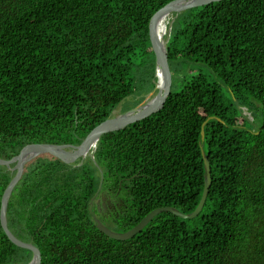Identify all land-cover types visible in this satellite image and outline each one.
Instances as JSON below:
<instances>
[{
	"label": "trees",
	"instance_id": "16d2710c",
	"mask_svg": "<svg viewBox=\"0 0 264 264\" xmlns=\"http://www.w3.org/2000/svg\"><path fill=\"white\" fill-rule=\"evenodd\" d=\"M172 1L0 0V159L30 144L80 145L124 102L123 112L143 103L157 81L150 21ZM167 50L171 72L190 60L206 66L232 103L203 74L179 91L172 75L163 109L102 136L94 159L45 154L27 164L7 219L41 264H264V0L179 14ZM202 151L212 182L198 217L162 212L126 241L98 230L94 217L123 233L158 208L193 213ZM14 175L0 166V209ZM101 192L123 203L99 212ZM32 258L0 222V264Z\"/></svg>",
	"mask_w": 264,
	"mask_h": 264
},
{
	"label": "water",
	"instance_id": "95a60500",
	"mask_svg": "<svg viewBox=\"0 0 264 264\" xmlns=\"http://www.w3.org/2000/svg\"><path fill=\"white\" fill-rule=\"evenodd\" d=\"M222 1L224 0H175L167 4L154 14L150 21V40L156 57L157 81L155 89L146 97L143 103L125 113L108 118L107 120L99 124L97 127H95L80 145L30 144L24 147V149L18 155L14 156L10 160L0 159V166L7 167L10 171L15 172L13 179L11 180L2 195L0 209L1 226L9 240L14 245L32 252L33 258L28 264H41V252L36 246H34L33 242H25L17 238L9 229L7 219V211L10 198L13 194L14 189L23 177L26 165L37 157L45 154L52 155L53 157L61 160L66 164H75L80 161L81 165L88 157L94 159V154L97 150L98 143L102 136L108 133L124 130L128 126L140 122L162 110L166 103V100L171 94L173 83V76L169 64L167 44L171 37V30L174 20L179 14L187 10ZM168 16H172V21L170 26H165L163 30V34L167 35V39L161 42L159 38L160 36L158 34L157 24L160 19ZM160 82H162V87L158 89ZM155 93L157 94L155 95ZM211 119L213 118L208 119L202 126V139H204L205 135L204 127ZM202 153L206 167L205 187L202 199L197 209L193 213L184 214L173 207L158 208L149 213L144 219H142V221L137 226H135L128 232L123 233L115 232L109 229L97 217H94V221L98 230H100L102 233H104L107 237L111 239H115L118 241H126L140 233L157 215L162 212H168L181 219L186 220L195 219L196 217H198L205 206L212 182L210 163L203 151Z\"/></svg>",
	"mask_w": 264,
	"mask_h": 264
},
{
	"label": "rangeland",
	"instance_id": "374dc122",
	"mask_svg": "<svg viewBox=\"0 0 264 264\" xmlns=\"http://www.w3.org/2000/svg\"><path fill=\"white\" fill-rule=\"evenodd\" d=\"M171 21H172V18H170L167 22L168 27L170 26ZM166 39H167V35L164 36V41ZM175 64H178V63H175ZM172 68H173L172 75L174 76V79L177 80V84L179 83L178 87H176L177 91H179L180 88L182 87L181 84H182L184 79H189L194 75L203 74L204 76L208 77V79L211 82H214L221 87L226 103L227 104L232 103L231 102L232 96H231L230 92L228 91V89L222 84V82L206 66H204V65H202L196 61L190 60V61H185V62L180 63L178 65V67H176V68H174V65H173ZM156 94L157 93H155V95ZM133 101H134V98H129V100H128V102H133ZM126 105H127V103L125 104V102L122 105H120L114 111L113 115L118 116L122 113H125V112H123V110H124ZM244 114L248 117L249 121H252V119H253L252 115L248 112L247 109H244ZM258 125L259 124H257L256 127H258ZM195 223L198 224L199 223L198 220H196Z\"/></svg>",
	"mask_w": 264,
	"mask_h": 264
},
{
	"label": "flooded vegetation",
	"instance_id": "af4514ba",
	"mask_svg": "<svg viewBox=\"0 0 264 264\" xmlns=\"http://www.w3.org/2000/svg\"><path fill=\"white\" fill-rule=\"evenodd\" d=\"M96 205H97V211H101V207H104V210L110 209H116L120 206V204L123 203L121 198H112L108 196L106 193H99L98 197L96 198Z\"/></svg>",
	"mask_w": 264,
	"mask_h": 264
},
{
	"label": "bare ground",
	"instance_id": "6f19581e",
	"mask_svg": "<svg viewBox=\"0 0 264 264\" xmlns=\"http://www.w3.org/2000/svg\"><path fill=\"white\" fill-rule=\"evenodd\" d=\"M172 16H168V17H164L162 19L159 20L157 27H158V34H159V38L161 40V42L164 41V34H163V30L165 28V26H167V22L168 20L171 18ZM162 87V82L159 83V87L158 89H160ZM126 104V103H125Z\"/></svg>",
	"mask_w": 264,
	"mask_h": 264
}]
</instances>
